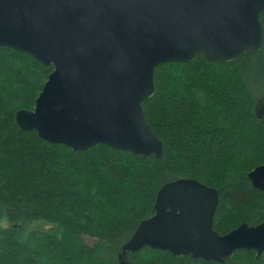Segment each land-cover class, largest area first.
Segmentation results:
<instances>
[{"label":"trees","instance_id":"16d2710c","mask_svg":"<svg viewBox=\"0 0 264 264\" xmlns=\"http://www.w3.org/2000/svg\"><path fill=\"white\" fill-rule=\"evenodd\" d=\"M259 19V52L156 69L155 93L142 110L162 143L160 159L104 145L73 152L18 129L13 114L33 109L52 67L0 48V264H119L122 246L154 214L159 189L179 179L217 191V234L264 222V192L247 180L264 163V118L254 114L264 95V13ZM127 261L264 264V253L238 250L219 263L145 247Z\"/></svg>","mask_w":264,"mask_h":264},{"label":"water","instance_id":"95a60500","mask_svg":"<svg viewBox=\"0 0 264 264\" xmlns=\"http://www.w3.org/2000/svg\"><path fill=\"white\" fill-rule=\"evenodd\" d=\"M263 12L264 0H0V48L52 67L33 109L17 110L13 121L73 152L104 145L160 159L162 143L142 110L155 93L156 69L259 52ZM254 114L264 118V95ZM247 180L264 192V163ZM217 205V191L196 180L165 184L154 214L122 246L119 264H136L127 253L145 247L219 263L238 250L264 253V222L219 235Z\"/></svg>","mask_w":264,"mask_h":264},{"label":"rangeland","instance_id":"374dc122","mask_svg":"<svg viewBox=\"0 0 264 264\" xmlns=\"http://www.w3.org/2000/svg\"><path fill=\"white\" fill-rule=\"evenodd\" d=\"M81 241L84 242L85 244L92 245L95 240L89 237H81Z\"/></svg>","mask_w":264,"mask_h":264},{"label":"flooded vegetation","instance_id":"af4514ba","mask_svg":"<svg viewBox=\"0 0 264 264\" xmlns=\"http://www.w3.org/2000/svg\"><path fill=\"white\" fill-rule=\"evenodd\" d=\"M264 13V12H263ZM262 14V13H261Z\"/></svg>","mask_w":264,"mask_h":264}]
</instances>
